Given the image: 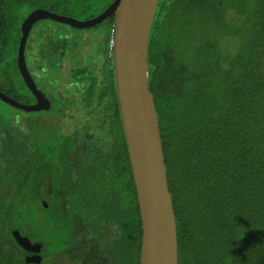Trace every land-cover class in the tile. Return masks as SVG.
Here are the masks:
<instances>
[{
    "label": "trees",
    "instance_id": "obj_1",
    "mask_svg": "<svg viewBox=\"0 0 264 264\" xmlns=\"http://www.w3.org/2000/svg\"><path fill=\"white\" fill-rule=\"evenodd\" d=\"M113 1L0 0V90L22 103L32 102L17 65L21 22L29 11L40 7L88 19ZM114 20L110 15L93 26H71L101 31L104 50L98 63L103 85L98 89L91 82L86 99L105 107L107 136L77 177L68 153L67 179L48 183L52 173L46 161L61 152L53 144L43 146L48 155L39 165L18 153L21 136L11 120L20 112L28 121L35 112L0 99L14 109L0 129V264H41L25 260L27 250L13 239L12 229L46 247L51 231L67 233L72 216L89 224L86 230L103 232L97 234L103 236L100 248L116 249L118 264H140L141 215L109 55ZM80 41L72 55L82 64L81 50L90 38ZM148 62L176 215L179 264H264V0H160ZM74 71L80 79L92 75L86 67ZM45 188L55 197L48 201L54 208L43 202L37 209L33 195ZM114 226L119 238H113ZM95 242L90 244L96 249Z\"/></svg>",
    "mask_w": 264,
    "mask_h": 264
},
{
    "label": "water",
    "instance_id": "obj_2",
    "mask_svg": "<svg viewBox=\"0 0 264 264\" xmlns=\"http://www.w3.org/2000/svg\"><path fill=\"white\" fill-rule=\"evenodd\" d=\"M159 2L114 0L97 16L88 19L43 8L32 10L21 22L17 65L38 102L22 103L1 90L0 99L28 112L48 104L32 79L25 59L26 43L35 22L46 18L72 27L85 28L114 15L110 50L117 101L142 222L140 264H179L176 215L168 185L159 120L149 85L148 47ZM13 237L24 249L32 252V255L26 256L27 262L42 261V243H33L18 229L13 230Z\"/></svg>",
    "mask_w": 264,
    "mask_h": 264
},
{
    "label": "flooded vegetation",
    "instance_id": "obj_3",
    "mask_svg": "<svg viewBox=\"0 0 264 264\" xmlns=\"http://www.w3.org/2000/svg\"><path fill=\"white\" fill-rule=\"evenodd\" d=\"M65 25H67V24H65ZM40 40H41L40 37L30 35L29 43H28V45L26 44V47H28L30 49L32 46L33 49L36 50V52L35 53L32 52V56L29 57L28 54L26 53V49H25V59H26L28 70L30 72L32 79L34 80L37 88L45 96V99L48 101V104L46 107H43L39 110L30 111V112H32V113L38 112L39 115L45 114V113L46 114H50V113L54 114V113H59L62 108L65 109V107H70V106L75 107L73 105H77L76 107L79 106L80 109L86 108L87 114L91 115V113H93V107L90 105L89 100H84V98L86 97V88H89L90 84L87 85V87L85 88V86H84L85 85V79H80L78 77V75L77 76L75 75V71H74L76 68H78L79 70H80V68H83L82 67L83 61H82V64L78 67H74L72 65H69L66 72H63V76H67V77H69V79L65 80L67 83L66 90L60 91L55 86L57 79L52 78L48 74L49 73L48 69L49 68L52 69L51 61L53 59H51V55L47 53V49L46 48L43 49V44H42L43 41L40 42ZM102 49H103V47H102ZM102 49L100 51V54L103 55L101 60L104 59V50H102ZM55 51L58 54V59L60 57L61 58L64 57L65 54L68 55V52H69V51H64L62 45L61 44L59 45L58 43H56ZM81 54H83L82 50H81ZM66 55H65V57H66ZM109 55L112 57L111 53H109ZM30 59H31V61H30ZM112 66H113V58H112ZM113 71H114V69H113ZM113 74H114V72H113ZM20 75H21V73H20ZM43 79L49 80L50 88L46 87L45 81H42ZM114 80H115V75H114ZM43 82H44V84H43ZM46 88L50 89V90H47ZM115 89H116V85H115ZM30 92L32 95V102H30V104H36L38 102V98L35 94H33V92L31 90H30ZM116 97H117V95H116ZM21 114L22 113L19 112L17 117H21ZM32 116H34V114H32ZM60 120L61 119H56L55 123L57 121H60ZM42 121H44L43 118H42ZM60 136H62L64 138V140L57 144V146H56L57 150L56 151L61 150L62 153L60 152L59 154H55L54 156L52 155V157L48 161L54 162L53 164L49 163L48 161H46V164H45L46 170L50 171L52 173L50 176V180L48 179L49 180L48 183H50V182L59 183V182L65 181V177H66L65 173L68 172L67 164H65V162H64L66 159L65 158L66 154L70 153V156L73 159V165L71 166L72 167L71 173H72V175L77 177L78 173L81 169L82 170L85 169V166L88 167L92 163V160L97 155V152L99 153V149L101 147V142H100L101 137H98V136H94V135L85 136V135H83L77 131L71 132L68 134H64V135L62 134ZM123 136H124V139L126 141L124 134H123ZM119 138H120V136H119ZM120 140H121V138H120ZM40 141L42 143L41 144L42 147L46 146L47 144H53V147H55V140L50 138V136H46L45 138H41ZM45 155L47 157L48 154L39 153V151L36 152L35 153V165L42 164L45 161V158H46ZM55 156L58 158L55 159ZM75 170H77V172ZM66 179H67V177H66ZM47 185H49V184H47ZM48 188H51V187H48ZM46 193L48 195L49 191H47ZM54 198L55 197H53V195H50L48 197V199H44L42 201L46 203V204L44 203V205L47 208L53 207L54 206L53 204H51V206L48 205V201L50 200L51 203H53ZM68 201H69V199H68ZM69 217H71V216H69ZM69 217H67V218H69ZM72 217L70 218V221L67 224V225H70V228L67 230L66 234H61L62 231H60L59 233H55L54 231L53 232L51 231V236H50L51 239L46 241V247L44 246V249L42 250V252H40L42 257H43L42 262L44 261V259H46V261H48V264H87L88 262H91V264H107L108 252L101 249L100 248L101 244H100V242H98V240H103V236L97 235V234H101L103 232L101 230L99 232H97V231L94 232L93 230H86L87 227L90 228L89 224H87L82 218L79 221V219L76 218L75 216H72ZM74 220H78L79 222L72 223V221H74ZM64 227H62V228H64ZM79 228H81L82 230H78ZM80 231L84 233V236H81L78 233ZM109 239L111 241L112 237L110 236ZM93 240L96 241L95 242L96 249L90 244L89 248H90L91 253L90 252L87 253L90 256H86L87 254L84 255L83 249L82 250H76L74 252L75 245H78L84 241L90 242ZM35 242H39V241H35ZM35 242H33V243H35ZM40 243H42V242H40ZM45 249L47 251V255H45ZM27 255H32V252L27 251V253L24 256H27ZM78 260H82V261L80 262ZM110 260H111V258H110ZM112 264H117V263L112 262Z\"/></svg>",
    "mask_w": 264,
    "mask_h": 264
},
{
    "label": "rangeland",
    "instance_id": "obj_4",
    "mask_svg": "<svg viewBox=\"0 0 264 264\" xmlns=\"http://www.w3.org/2000/svg\"><path fill=\"white\" fill-rule=\"evenodd\" d=\"M27 9L29 8L23 9L21 13H25ZM30 12L31 11H29V13ZM30 33H31L30 35L38 36L41 38L40 42L43 41L42 42L43 49L46 48L47 53L51 55V59H53L51 61L52 69L51 68L48 69V72H49L48 74L52 78L57 79L55 86L60 91L66 90L67 83L65 80L69 79V77L63 76V72H66V70L68 69V66L71 65V63L76 66V64L79 63L78 61L81 60L77 58L73 59L74 55H72V48H75L76 45H81V41H80L81 39L90 38L89 43L85 45V47L82 49V53H83L82 67L91 69L92 77L90 76L87 79H85L84 86L86 88L87 85L91 84V82H95L98 89L99 87H102L103 83L101 80H102L103 75L99 73V67H98V63L103 57V55L100 54V51L103 47V40L100 35L101 31H99L98 29L75 31L73 30L71 26L69 27L68 25H65L64 23L55 21L53 19L45 18V19L38 20L33 25ZM232 41L233 40H231V38H228L229 44L232 43ZM56 43H58L59 45L61 44L64 51H69L68 55L65 54L66 57L64 55V57L62 58L60 57L58 59V54L55 51ZM229 48H231V45ZM32 52L33 53L36 52V50H34L32 46L30 49L26 47V53L28 54L29 57L32 56ZM79 65L81 64L79 63ZM42 81H45L46 87L50 88L49 80L43 79ZM47 90H50V89H47ZM96 98L97 96L95 97L93 96L92 97L93 101H97ZM84 100H87L86 97L84 98ZM104 104H105V101H104ZM73 106L75 107L70 106V107H65V109L62 108L59 113L40 114L41 118L38 116V112H35L34 116L32 115L30 116L31 120H28V121L23 119L24 114L21 117L15 116L14 118H12L11 122H16L18 126V130H19L18 136H21L19 138V145L21 146V149L18 151V153L19 154L22 153V155L26 156L28 158L27 162L32 161L33 158H35V153L38 151L45 154V148H43L41 145L42 143L40 141L41 140L40 136H50V138L54 139L55 140V147H53L54 150H57L56 148L57 144L64 140V138L60 136L62 134L64 135V134L77 131L85 136L94 135V136L101 137V140H103L104 138L103 136H107L106 130H105L104 118H103V113H104L103 108L105 107L101 106L98 103L97 108H96L95 104L92 103L91 106L95 107V109L93 113H91V115L90 114L88 115L86 108L80 109L79 106L76 107L77 105H73ZM13 111L14 109L11 106H8L5 102L0 100V129L4 127L3 126L4 122H2L3 117L6 116L7 114L13 115ZM42 118L44 121H42ZM56 119H61V120L55 123ZM9 125H11V123H9ZM0 151H2L3 153L1 141H0ZM45 192H47L46 188L42 190L40 195L39 193L36 195H33L32 199L37 209L40 208L39 206H41V204L43 203L42 200H44V197L48 196ZM103 225L106 226L107 223L104 222ZM14 229H17V228H14ZM14 229H12L11 235H13ZM78 230H82V229L79 228ZM113 231H114L113 238H119L120 229L118 228V226H114ZM23 233L24 235H28L26 232H23ZM78 233L81 236H84L83 232L80 231ZM13 239L15 238L13 237ZM89 246H90V242H85V241L81 242L80 244L75 245L74 252L76 250L83 249V253L84 255H86L89 252L91 253ZM17 250L20 255L22 253L21 249L17 248ZM45 255H47L46 250H45ZM107 258H108L107 264H112V262L114 263L120 262V259L117 257L116 249L112 250L111 253L108 252ZM78 261L81 262L82 260H78ZM41 264H48V261L44 259V261Z\"/></svg>",
    "mask_w": 264,
    "mask_h": 264
},
{
    "label": "clouds",
    "instance_id": "obj_5",
    "mask_svg": "<svg viewBox=\"0 0 264 264\" xmlns=\"http://www.w3.org/2000/svg\"><path fill=\"white\" fill-rule=\"evenodd\" d=\"M43 260V259H42Z\"/></svg>",
    "mask_w": 264,
    "mask_h": 264
}]
</instances>
